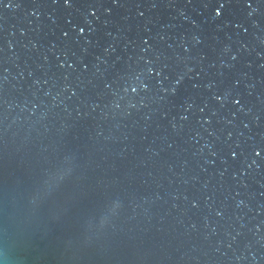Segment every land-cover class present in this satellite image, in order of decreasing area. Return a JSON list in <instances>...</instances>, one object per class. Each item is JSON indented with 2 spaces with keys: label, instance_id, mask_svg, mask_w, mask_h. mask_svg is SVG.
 I'll list each match as a JSON object with an SVG mask.
<instances>
[{
  "label": "water",
  "instance_id": "water-1",
  "mask_svg": "<svg viewBox=\"0 0 264 264\" xmlns=\"http://www.w3.org/2000/svg\"><path fill=\"white\" fill-rule=\"evenodd\" d=\"M0 264H264V0H0Z\"/></svg>",
  "mask_w": 264,
  "mask_h": 264
}]
</instances>
